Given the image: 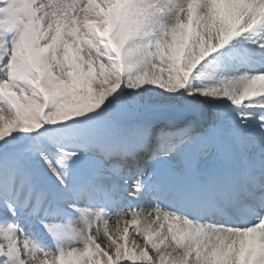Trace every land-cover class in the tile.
I'll return each instance as SVG.
<instances>
[{
	"label": "snow or ice",
	"instance_id": "6c2138e0",
	"mask_svg": "<svg viewBox=\"0 0 264 264\" xmlns=\"http://www.w3.org/2000/svg\"><path fill=\"white\" fill-rule=\"evenodd\" d=\"M0 264H264V0H0Z\"/></svg>",
	"mask_w": 264,
	"mask_h": 264
},
{
	"label": "bare ground",
	"instance_id": "6f19581e",
	"mask_svg": "<svg viewBox=\"0 0 264 264\" xmlns=\"http://www.w3.org/2000/svg\"><path fill=\"white\" fill-rule=\"evenodd\" d=\"M116 221V220H115ZM114 221V222H115ZM119 221V223H117V224H119L120 226H121V228H117L116 226L113 228V227H109V231L114 235V236H116L117 238L120 236V235H123V228L125 227V226H127V225H125L124 224V222L121 220H118ZM130 235L132 236L133 235V237L135 236V229H133V230H131L130 229ZM131 240L132 239H130L129 237H127V241H128V246L129 247H131ZM121 243H123V241H121Z\"/></svg>",
	"mask_w": 264,
	"mask_h": 264
},
{
	"label": "rangeland",
	"instance_id": "374dc122",
	"mask_svg": "<svg viewBox=\"0 0 264 264\" xmlns=\"http://www.w3.org/2000/svg\"><path fill=\"white\" fill-rule=\"evenodd\" d=\"M121 221V220H120ZM117 227V228H121V226L119 225V224H117V221H109V223H108V225H107V227H108V229H109V227ZM130 229H131V227H130ZM128 237L130 238V239H132L133 238V235L131 236L130 235V233H129V235H128Z\"/></svg>",
	"mask_w": 264,
	"mask_h": 264
}]
</instances>
